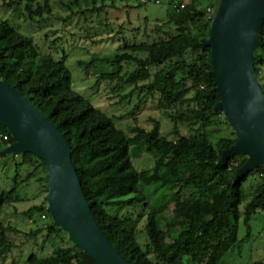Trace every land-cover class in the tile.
Here are the masks:
<instances>
[{
	"label": "trees",
	"instance_id": "obj_1",
	"mask_svg": "<svg viewBox=\"0 0 264 264\" xmlns=\"http://www.w3.org/2000/svg\"><path fill=\"white\" fill-rule=\"evenodd\" d=\"M52 1L55 0H7L4 6L15 5L13 11L16 12L19 5H24L29 20L42 21L52 13ZM88 1L84 0L87 5L84 13L89 9ZM172 1H169L166 18L152 33V39L146 34L147 41L128 44L130 37H127L113 58L93 62H124L131 66L125 80L120 78L121 69L100 74L97 79H118L133 85L134 90H145L146 95L157 94L158 105L165 111L174 139L160 133L159 122H154L148 131L135 127L130 130L132 135L127 136L111 117L73 89L63 58L57 61L50 54L41 53L30 33L22 34L8 19L1 18L0 80L26 97L66 138L90 211L127 263L218 264L225 254L244 242L235 236L239 221L242 219L248 226L251 217L264 213V193H261L264 169L252 172L258 174L256 182H247L249 174L234 182L236 170L246 158L235 156L228 159L225 166L217 164L222 151L236 140L222 113L214 111L220 98L216 80L211 75L210 49L201 43L209 36L214 12L209 17L206 9H197L195 4L189 3L176 11L171 7ZM70 3L81 10L80 0H70ZM103 7L108 9L105 5L99 9ZM111 7L116 9L114 5ZM91 10L97 9L92 7ZM99 25L109 27L110 24ZM162 25L168 27L161 30ZM168 28L175 32H168ZM259 40L261 46L255 51L253 66L264 95V23ZM141 82L144 84L137 86ZM170 109L172 111L168 112ZM214 120L227 129L216 143L205 131L216 122ZM182 127L190 128L192 135H183ZM4 136L7 140H3ZM12 143L10 134L0 127V152ZM138 143H143L148 153H158L149 170L138 171L131 163L130 145ZM7 170L10 183L6 189L0 187V216L4 208L21 203L17 195L20 185L34 176L41 184L44 197L40 204L21 214L29 219L32 213L39 218L44 214L49 221L32 230L30 236L46 232L45 240L52 253L46 257L31 254L25 264H95L68 240L62 229L52 225L44 199L47 173L43 162L29 153L0 155V171ZM22 172L27 175L24 180H20ZM152 186L168 190L163 205L157 208L148 204L146 191ZM169 207L171 212L166 217L164 212ZM139 220L142 224L138 229ZM0 231L15 230L0 223ZM4 247L11 249L15 245L9 243Z\"/></svg>",
	"mask_w": 264,
	"mask_h": 264
},
{
	"label": "rangeland",
	"instance_id": "obj_2",
	"mask_svg": "<svg viewBox=\"0 0 264 264\" xmlns=\"http://www.w3.org/2000/svg\"><path fill=\"white\" fill-rule=\"evenodd\" d=\"M6 1L0 0V18L8 19L9 23L21 30L22 34L30 33L41 53L50 54L57 61L63 58L70 72L73 89L89 100L94 107L111 117L118 129L130 136L132 135L130 130L135 127L148 131L154 122H159L160 133L168 139H174L171 124L164 115L165 111L158 105L157 94L146 95L145 90H134L133 85L119 82L118 79L112 81L97 79L100 74L116 73L121 69L120 78L125 80L132 69L131 66L124 62L120 64L93 62L94 59L113 58L117 50L123 47L122 41L124 42L127 37H130L127 40L128 44L147 41L146 34L152 39L156 26L166 18L170 0H89V9L85 13L87 5L84 0H80L81 10L75 3H70V0L62 2L55 0L50 3L52 13L42 21L29 20L26 17L27 13L24 12V5H19V10L14 12L15 5L6 7L4 6ZM185 3L195 4L197 9L206 11L212 6V12H215L218 0H185ZM102 5L108 6V9L106 7L99 9ZM92 7L97 10L91 12ZM102 22L110 24L109 27L100 26L99 23ZM167 27L162 25L160 29L165 30ZM123 30L126 33H123ZM127 31H130L129 34ZM167 31L175 32L173 28H168ZM55 39L57 42H53ZM94 41L98 42L93 43ZM143 84L144 82H141L137 86ZM171 111L172 109L168 110ZM216 122L211 123L205 130L213 143L227 132L223 123ZM181 133L192 135L191 129L187 127H182ZM129 154L133 167L138 171L151 169L158 157L157 152L148 153L143 143L131 144ZM7 171H0V187L5 189L10 183L8 178L10 171L6 174ZM25 176L26 173L22 172L20 180H24ZM257 178V172L251 173L247 176V182H256ZM25 182L20 185L22 187L17 194L22 200L21 203L4 208L0 216V223L4 227L11 226L15 230L0 231V264H25V259L31 254L46 257L52 253L51 246L45 240L46 232L30 236L32 230L48 223V218L42 220L36 213H32L29 219L28 216L21 214L29 207L40 204L44 197L41 195V184L34 176H29ZM247 185L248 183L245 188ZM167 194L168 190L152 186L146 191L149 206L153 208L162 206L163 198ZM170 212L171 207L166 209L164 216L169 217ZM141 224L140 220L137 221L136 227L139 229ZM235 236L238 240L244 239V242L225 254L218 264L257 262L264 264V213L251 217L248 226H245L241 219ZM9 243L15 247L6 249L4 245Z\"/></svg>",
	"mask_w": 264,
	"mask_h": 264
},
{
	"label": "water",
	"instance_id": "obj_3",
	"mask_svg": "<svg viewBox=\"0 0 264 264\" xmlns=\"http://www.w3.org/2000/svg\"><path fill=\"white\" fill-rule=\"evenodd\" d=\"M263 23L264 0H218L209 36L201 40L203 47L210 49L211 75L220 98L214 111L222 113L236 140L222 151L217 164L225 166L235 156L246 158L236 170L234 182L264 169V95L253 66ZM0 127L13 139L0 155L29 153L43 162L47 173L44 199L52 225L62 229L95 264H129L95 221L66 138L47 116L2 80Z\"/></svg>",
	"mask_w": 264,
	"mask_h": 264
},
{
	"label": "built area",
	"instance_id": "obj_4",
	"mask_svg": "<svg viewBox=\"0 0 264 264\" xmlns=\"http://www.w3.org/2000/svg\"><path fill=\"white\" fill-rule=\"evenodd\" d=\"M184 5H185V0H173L171 7H172V9L178 11L179 9H183L184 8ZM212 11H213L212 8L207 9V13H208L209 17H210V13ZM211 17H212V15H211ZM3 140H7V137L4 136L3 137ZM41 219L42 220H45L46 219V215L43 214L41 216Z\"/></svg>",
	"mask_w": 264,
	"mask_h": 264
}]
</instances>
